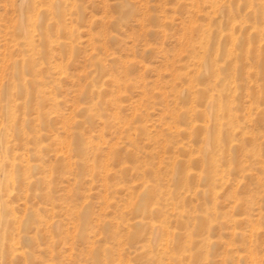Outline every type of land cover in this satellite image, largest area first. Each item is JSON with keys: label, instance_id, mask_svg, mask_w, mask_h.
I'll use <instances>...</instances> for the list:
<instances>
[{"label": "rangeland", "instance_id": "obj_1", "mask_svg": "<svg viewBox=\"0 0 264 264\" xmlns=\"http://www.w3.org/2000/svg\"><path fill=\"white\" fill-rule=\"evenodd\" d=\"M0 0V264H264V0Z\"/></svg>", "mask_w": 264, "mask_h": 264}, {"label": "bare ground", "instance_id": "obj_2", "mask_svg": "<svg viewBox=\"0 0 264 264\" xmlns=\"http://www.w3.org/2000/svg\"><path fill=\"white\" fill-rule=\"evenodd\" d=\"M23 1H24V2H23L24 4H22V5L24 6L26 3H25V0H23Z\"/></svg>", "mask_w": 264, "mask_h": 264}]
</instances>
